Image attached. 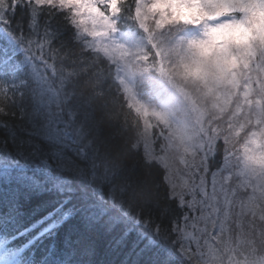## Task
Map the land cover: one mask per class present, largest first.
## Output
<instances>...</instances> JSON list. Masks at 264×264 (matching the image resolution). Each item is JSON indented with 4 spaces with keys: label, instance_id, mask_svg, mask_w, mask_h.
I'll return each instance as SVG.
<instances>
[{
    "label": "snow or ice",
    "instance_id": "1",
    "mask_svg": "<svg viewBox=\"0 0 264 264\" xmlns=\"http://www.w3.org/2000/svg\"><path fill=\"white\" fill-rule=\"evenodd\" d=\"M0 264H264V0H0Z\"/></svg>",
    "mask_w": 264,
    "mask_h": 264
}]
</instances>
